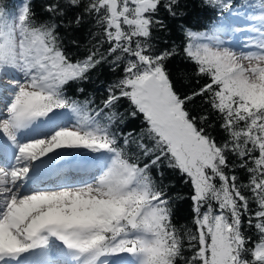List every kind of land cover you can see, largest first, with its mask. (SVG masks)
Here are the masks:
<instances>
[{
  "label": "snow or ice",
  "instance_id": "snow-or-ice-1",
  "mask_svg": "<svg viewBox=\"0 0 264 264\" xmlns=\"http://www.w3.org/2000/svg\"><path fill=\"white\" fill-rule=\"evenodd\" d=\"M202 4L218 22L181 25L177 45L154 33L181 0L0 3V264H264V0L242 6L255 23L235 45L233 0ZM104 64L122 75L99 104L66 94Z\"/></svg>",
  "mask_w": 264,
  "mask_h": 264
},
{
  "label": "trees",
  "instance_id": "trees-1",
  "mask_svg": "<svg viewBox=\"0 0 264 264\" xmlns=\"http://www.w3.org/2000/svg\"><path fill=\"white\" fill-rule=\"evenodd\" d=\"M22 0H0V3L8 6L9 8L13 6H19ZM250 0H233V3L236 5V8L242 7L248 4ZM42 3V0H33V4L35 5V10L39 13V6ZM182 7L179 9L180 12H183L184 15L178 16L176 19L168 18L166 23L169 25V30L164 32H156L154 35L161 37L164 40H168V43H175L177 45H182L184 41L183 33L180 30V26L184 25L187 27H192L194 30L203 31L205 27L211 28V26L218 22L220 18L219 11L214 10L212 8H208L203 6L202 0H181ZM248 13H251V10H247ZM225 16L228 14L225 13ZM246 17V12L244 14ZM43 18V17H42ZM232 20V19H231ZM231 21V28H232ZM253 23V22H251ZM91 31H96L95 28H91L90 25H87L81 28L79 31L75 33V35L79 38L81 47L77 50L72 47V51L76 53L77 57L82 56L88 47H91L92 43H95V40L90 35ZM64 31L63 29L61 30ZM65 44H68V41L65 40ZM159 47L163 48L165 45L163 43L159 44ZM179 58L170 61V65L179 64ZM184 67V65H181ZM187 67H191L188 65ZM120 75H122L119 69L116 72H112L107 64L99 66L97 69L92 70L89 73L90 79L85 82H75L68 86H66V94L72 96L73 99H77L79 101H83L85 99H91L93 104H99L100 101L106 95L107 85L116 80ZM82 87L84 89L83 93L77 91L78 88ZM127 107V102L122 101L120 106V111L123 112ZM125 132H140L142 127V123L140 120L127 121L124 125L120 126ZM243 175V174H242ZM166 183L170 184V190L172 194L181 193L184 196L188 194V187L184 184V182L180 179L178 173L172 172L170 169L166 172ZM190 217V201L184 200L179 202V206L176 209V221L179 224H186Z\"/></svg>",
  "mask_w": 264,
  "mask_h": 264
},
{
  "label": "rangeland",
  "instance_id": "rangeland-1",
  "mask_svg": "<svg viewBox=\"0 0 264 264\" xmlns=\"http://www.w3.org/2000/svg\"><path fill=\"white\" fill-rule=\"evenodd\" d=\"M235 11L237 13H239V9H236ZM233 18L236 19L235 20L236 24H234V25H236V27H232V31L225 32V33L221 34V39H223V40L235 45V44H237L239 42L240 39L246 38V37H241L240 30L243 29V30H249L250 31L251 25L254 24L255 22L251 23L250 21H247V22H250V23L243 24L244 20H243V22H241L240 13L238 15H236L234 13L233 14ZM1 136H2V134H0V138H1ZM4 151H5V148L0 147V156H3ZM76 162H78V161H76ZM76 162L68 164L65 161H61L60 164H61V166H63V167L67 166L70 169V171H69L70 175H73V176L82 175L83 174L82 172H76V173L73 172V171H76L74 169L77 168V166L75 164ZM87 162H89V161H87ZM64 164H66V166H64ZM89 164H90V162H89ZM81 167H79V168H81ZM82 168H84V167H82Z\"/></svg>",
  "mask_w": 264,
  "mask_h": 264
},
{
  "label": "bare ground",
  "instance_id": "bare-ground-1",
  "mask_svg": "<svg viewBox=\"0 0 264 264\" xmlns=\"http://www.w3.org/2000/svg\"><path fill=\"white\" fill-rule=\"evenodd\" d=\"M2 139H3V137L1 136L0 140H2ZM5 143L10 144V142H6V141H5ZM0 146H3V147L5 148L4 144H2V143H0ZM109 259H111V260H115V259H117V257H116V258H114V257H110Z\"/></svg>",
  "mask_w": 264,
  "mask_h": 264
}]
</instances>
